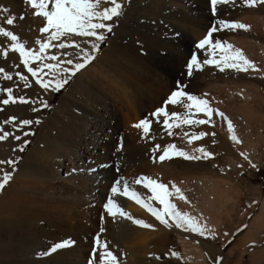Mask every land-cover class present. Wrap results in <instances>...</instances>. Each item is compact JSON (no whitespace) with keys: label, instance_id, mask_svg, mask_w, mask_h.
Returning a JSON list of instances; mask_svg holds the SVG:
<instances>
[{"label":"bare ground","instance_id":"bare-ground-1","mask_svg":"<svg viewBox=\"0 0 264 264\" xmlns=\"http://www.w3.org/2000/svg\"><path fill=\"white\" fill-rule=\"evenodd\" d=\"M121 2L123 4L124 0H121ZM227 5L237 11H239V8H249L243 7L245 4H243V6H241L242 4L238 5L237 2H230ZM0 6L9 9V13L0 12V16L6 17L9 14L12 16L15 15L17 24H19L20 27V32L17 34L20 41L30 39L28 36L30 37L29 34L33 29L35 33H37L38 39L43 40L47 37L48 34H42L39 32V28L44 26L46 20L43 16L35 15V13L39 11L38 8H33L31 5L27 4L25 0H0ZM107 6L110 5H102V7ZM49 7H51V5H49ZM128 11L129 4L123 13V18L114 28L113 37L108 40L109 46L103 52H92L91 44L94 42V38H85L88 42V45H86L85 48L94 56V59L90 61L92 63V65H90L91 67L80 69L75 75L71 76L73 79L70 86L61 95L59 100H57V104L51 108L50 114L40 124V128L31 150L24 157V163L14 172V174L12 173L11 181H18L19 191L21 193H28L30 195L29 198L25 199V196L24 199H22L23 197L21 199L17 198L18 195H14L8 189H4L5 191L3 190V193L0 195V243H2L1 245H3L6 250L5 256L0 260L1 264H83L87 250L90 247L88 241L86 243L83 242V236L85 239L89 240L91 236L95 235L100 238L102 243L107 242L109 250L117 256L116 264H125V252H130L132 246H135L137 243L141 244L144 239H138L137 231L140 225L133 223L132 220L119 214L115 217L107 214V211L104 209V203L110 196L109 187L113 186L114 182L120 177H123L125 181H128L131 184L132 189L143 194H141V197L146 202H153L155 203L153 207L161 208L159 207L160 204L158 201L148 200V197L152 195L150 190L149 193L145 192L140 188V185L133 183V181L138 177L150 175L153 179L160 182L159 174H155L153 170L155 169V166H157L156 162L164 163V161H154V159H152L153 157H143L140 159L141 162H135L140 164H137L138 167L136 169L133 166V171L131 172L130 168L134 164L132 160L131 162L133 164H130L131 162L129 163L128 161L127 164L120 163V165H116V156L120 153L118 152L119 150H116L117 148L119 149L117 144L119 145L120 140L123 139L125 140L123 143L125 145V143L134 142L144 138L145 140H157L165 147L169 144L175 143L178 136L186 137L184 136V133L186 132L189 133V135L193 133L198 134L200 132L207 133L206 125L200 124L198 125V128H195L196 126L193 128L190 125H181L180 127L174 126L171 129H168L163 124V120L165 119L163 115L157 118L151 116L150 112L146 113V111L150 109L152 110V108L157 109L156 106L158 107V104L162 103V98L167 100V97L171 94L168 89L171 88H169L170 86L168 85V80L165 79L166 77L163 78V75H158L160 77L156 79L154 77L157 73H151L150 70L146 69L144 70L141 63L142 54L140 55L132 52L131 50L134 48L131 50L129 49V29L126 27L128 23L127 17L129 16ZM240 11L239 13L241 14ZM253 12L255 15H252ZM253 12L249 14L250 16H253L251 18L248 16L250 18L249 20L246 16L247 20L255 25V28L259 26L263 29L264 8L259 6L258 8H255ZM22 14L24 15L23 20L19 19ZM237 15L238 14H234V17ZM133 21L137 22L136 19ZM237 22L245 23L243 18H241V20L239 19ZM104 23L110 24L109 21H104ZM2 26L15 33L12 26L6 24ZM97 31L104 32L103 29ZM194 31L195 35L199 38L205 35L203 30L195 29ZM247 31L244 29H226L224 34L228 37L230 36V40L232 41L231 45H233V42H236V44L238 42L246 44V41L243 40L244 38L250 40L254 37L251 33H248L249 31ZM146 36H148V34ZM2 38L0 37V40ZM255 39L258 43V47L263 51L262 56L264 59V38L257 35L255 36ZM27 42L29 41L27 40ZM133 42H135V40ZM146 42H148V39ZM248 44L247 47L252 46H248ZM47 51L48 49L46 50L45 55L42 54L45 56L43 63L55 64L53 60L47 58ZM73 52L76 54L77 62H82L79 58L78 50L75 49ZM221 55L222 54L219 56ZM168 60L170 61L171 59ZM145 62L147 63V61ZM164 64L166 65V63ZM170 64L172 63L170 62ZM70 67L72 66L69 65L66 68ZM44 71L49 73L44 79H66L70 75L66 72L57 73L55 70L49 72L48 69H44ZM171 82L173 83V81ZM29 84L31 86L29 87L28 92L31 93V100L34 101V103H31V106L25 109V116H23L22 119H30L33 123L30 125L15 126L12 129H4L5 131H10L14 135H19L21 137L20 141L9 137L3 142H0L3 143L5 151L9 154V158L6 156L7 160H15V155L13 157L10 149L9 151L7 149L8 145L13 147L19 155L21 151L20 147L25 146L23 141L29 140L31 131L36 125L35 121H37L39 117V108H42L43 103H46L47 107L50 105L49 103L52 99V94L55 91L54 87L48 89L40 87L36 83V78L33 80L31 79ZM128 90L132 91V93H129L133 94V96L136 97L137 95V98L131 96L134 100L132 102H128V99L126 100V98L122 97V94L126 95V91ZM246 96L249 98L252 95L248 93ZM24 105H22V107ZM178 105L179 106L176 110L169 109L167 112L169 114L177 112L183 118L188 114V110L181 104ZM32 108H36L37 111H32ZM21 112L23 111L21 110ZM21 112L19 110L20 115L22 114ZM203 115L200 116L201 119ZM145 118L151 120L148 133H144L143 128H132V125L134 126L141 119ZM192 118L194 119V115ZM18 119L19 118H17V120ZM168 119L169 123L173 122L170 115ZM114 120L116 122L115 125L113 123ZM14 125L15 124H13V126ZM129 129L133 130V132L130 131V134H127L126 131L128 130L129 132ZM169 131H171L173 135H168ZM24 132H30V134L24 136ZM183 139H185V142L188 141L187 138ZM140 142L142 143V141ZM185 144L186 143H184V145ZM187 144L190 145V143ZM203 144L204 143L197 144L196 148L203 147L207 151V148H205V145ZM120 149L122 150V148ZM187 149L190 150L191 148L188 147ZM119 155L121 156V154ZM200 156H203V154L200 153ZM132 157L134 158L133 155ZM122 158L124 159V157ZM137 160L138 159L135 158V161ZM121 161L122 160L119 162ZM4 165L5 166L3 167L6 169V171H4L8 172L11 166L7 164ZM0 178H2V175ZM13 187L14 186H12L11 189ZM120 187L121 189L123 188V182H121ZM171 187L169 191L174 194L168 199L172 203L176 193ZM6 190L9 192L7 193ZM4 192L8 195L6 196ZM9 195L11 196L9 197ZM23 195L25 194L23 193ZM118 196L117 204H119L126 213L132 216L133 219H142L144 218L143 215L146 214L147 216V214H151L134 199L121 194ZM113 211H116V209ZM12 214H15L16 216L14 215L15 217L13 218L10 217ZM167 218H169L168 224L164 225H166L165 231L168 241L173 245H180L182 248L180 251L182 252L183 259L189 258V252L194 250L192 247L191 250L189 248L190 244L193 243L194 238L188 233L187 225L181 221L184 224V229L180 230V232V228L178 229V227H176L174 219L168 216ZM101 229H103L102 232ZM65 239H71L75 241V244L68 248L57 250L55 253L49 251L54 243L63 242ZM145 241H147V238ZM145 244L142 243L143 246ZM197 246L198 245L195 246V249ZM132 252H134V250ZM160 257L162 258V260L160 259L161 261H166L165 255ZM192 258L190 257V259ZM151 263L153 262L151 261Z\"/></svg>","mask_w":264,"mask_h":264},{"label":"rangeland","instance_id":"rangeland-1","mask_svg":"<svg viewBox=\"0 0 264 264\" xmlns=\"http://www.w3.org/2000/svg\"><path fill=\"white\" fill-rule=\"evenodd\" d=\"M234 2H237L238 5L242 4L241 6H243L244 4L242 0H234ZM128 4L129 16L127 17L128 23L126 27L129 29V49L131 50L134 48L133 50H131L132 52L138 53L140 55L142 54L141 63L144 70L146 69L150 70L151 73H157V75L154 77L156 79L160 77L158 75H163V78L166 77L165 79L168 80V85L170 86L169 88H171L168 89L169 93L177 90V82L179 81L181 85L185 86V88L183 89L184 91H186L187 93L190 92L189 94H193L200 98L206 99L209 102V106L213 109H218L219 111L223 112L225 114V117H227V120L216 115V113L213 112L211 122L209 124H204L207 127L208 135H205L199 140H193L190 145L187 144L189 143L188 141L185 142V139H183H188V137L183 136H178L177 140H175V143H173L177 148L183 149L184 151L188 147L191 148L190 150H187L188 154L192 156H200L199 152H195V148L197 144L199 145V143H204L203 145H205L207 151L213 154L211 157L205 159L203 158V156H201L202 158L198 160H186L183 157L174 155L172 150H169L171 151L170 155H172V158L164 160V163L156 162V170L153 168V172L155 174H159L158 176L160 177L161 183L166 184L169 189L174 184L177 188L180 189V193H182L185 197V199H181L180 194L176 193V195L174 196V200L172 201V204L175 205L174 211H179L182 214L186 213L190 217H193L194 224H199L205 230V235L201 236L199 235V233L193 232L189 228H187L188 233L194 238L193 243H191L189 247L190 250L192 248L194 250H191L189 252V258L183 259L181 254L182 252L180 251L182 248L180 247V245H173L172 243H170V241H168V237L165 231L166 225L160 223V221H158L152 214H147V216L145 214L143 215L144 218H142L143 221H145L147 224L152 225V227L146 228L139 226L137 235L138 239H144L142 243L146 244L143 246L142 243H137L135 244V246H132L130 251L131 253L129 251L125 252L124 263L264 264V59L262 56L263 51L260 47H258V43L255 39V36L257 35H260L264 38V28L262 29V27L259 26L255 28V25L248 21L251 17H253L252 15L254 14L253 11L255 8H258L259 6L264 8V6L259 4L254 7L244 5L243 7L249 8H239V11L241 10L240 14L239 11L229 7L227 4H221L217 6V15L213 16L211 12L210 0H124V3L122 4V15H120L119 17H113L112 20L109 21L112 25L111 32H108L106 30H104L103 32L105 36L104 41H95L94 37L69 35L66 38L67 42L72 43L74 41L75 43L80 44L81 47L85 48L86 45H88L86 39L94 38V42L99 43V49L97 52H103L109 46L108 40L113 37L114 28L123 18V13ZM251 12L253 13L250 16L249 14H251ZM234 14L238 15L234 17ZM13 16L15 17V15ZM246 16H250V18L248 17L247 20ZM141 17L143 18V21ZM240 17L244 19L245 23L243 24L248 26L247 29L244 30H248L249 32H247L251 33L254 36L253 38L249 39L253 42L255 39V42L253 44V42L248 40L247 38L243 39L244 41H246V44L242 41L241 42L243 44L238 41L237 42L240 44H236V42H233V50L231 51L234 52V49L239 48L242 54L247 59L251 60L256 68H249L247 72L232 68H225L224 71H220L219 68L214 64H203L202 62L205 58H213V53L209 48H207L208 46H206L205 49H198L196 45L201 39L204 38L205 35H207L215 20L224 19L229 21H238L239 19L241 20ZM134 19H136L137 22H134ZM19 28V24H17V21L15 19V24L12 26V29L16 34H19ZM195 29L203 30L205 32V35L200 38L197 37L195 35ZM225 30L226 29L213 33L211 37L213 42H215L216 40H220L222 42L226 41L228 44H232L230 36L228 37L224 34ZM218 33L222 35H219ZM147 34L148 36H146ZM29 35L30 37L28 36V38L30 39H25L24 41L20 42L25 43L26 47H30L31 49L38 51L39 47L35 44V40L38 39L37 33H35L33 29V31L30 32ZM147 39L148 42H146ZM27 40L29 42H27ZM134 40L135 42H133ZM149 41L151 44L149 43ZM60 42H65V38H61L60 41H52L53 44ZM10 43L11 41H9L7 38H2L0 40V44L4 45L5 48L8 47ZM247 44L248 46H252L247 47ZM75 49L76 48L74 47H67L64 49L50 48L48 49L47 54L48 56L55 55L57 59L53 60L54 63H60V68L63 69L69 65L66 63H62L61 61L72 59L74 63L77 62L76 54H74L73 52V50ZM3 50L4 48H0V52H3ZM64 53H67V55H64ZM192 54L197 55L198 60L201 62V67L199 70L194 69L193 74L189 76L187 74V62L191 58ZM220 54L223 55L224 52L221 51L220 53V50H217V52L215 53V57L219 59ZM168 59L171 60L169 61ZM145 61H147V63ZM170 62L172 64H170ZM38 63L39 62L33 61L31 62L30 66L36 67ZM164 63H166V65ZM13 65H16V67H13ZM90 65H92L91 62H89L84 68L91 67ZM0 66L5 67L6 71H9L13 74V80L7 81L3 79V74L0 73V88L13 87L14 95H23L26 98L29 97V99H31L32 95L30 92H28L29 87H23L24 82L15 77V72L20 71L23 75L28 76V83L31 79H35L31 76L30 73L27 72L26 69H24L23 64L20 62L19 53H12L9 51V55L7 57L0 55ZM221 67H223V65H221ZM160 71L162 72V74ZM66 79L68 80V82L64 84L63 87H61L59 90L54 89L55 91L52 94V99L49 103L50 105H48V107L42 106V108L40 107L41 109L39 108V123H36V125L32 129L28 143L23 147V151H20L18 155L16 150L8 145V151L10 149V152H12L11 154H13L12 156L14 157L15 155V171H17V169L20 168V166L24 163V157L31 150L35 137L37 136L38 130L40 128V124L50 114L51 108L57 104V100H59L61 95L70 86L73 77H68ZM171 81H173V83ZM129 92L132 93L131 90H128L126 91V95L122 94V97L126 98V100L128 99V102H132L134 101L133 97L135 96H133V94H130ZM248 93L252 95L249 98L246 96ZM0 96L6 98L7 94L0 93ZM135 98H137V95ZM161 101L162 103H159L160 106L158 104V107L156 106V108L164 107L166 111H168L169 109L176 110L179 106L178 104L165 105L164 102L166 101V99L164 98H162ZM20 105L21 103L19 102L15 104L10 103L8 105L0 104V127H2L3 129H12L13 127H15L16 122L13 123L15 124L13 126V124L5 125L2 123V121L14 115L16 116V118H19L18 120L22 119L23 116H25V109L29 108L31 106V103L25 104L26 106L22 104L24 105L23 107L22 105ZM19 110L20 112L21 110L23 111L21 112V115L19 113ZM150 110L146 111V113H153L156 109L152 108V112ZM193 113L194 119H201L200 116L204 114L195 113V109L193 110ZM207 118L208 117L205 114L202 117V119ZM228 120L232 122V132H229L227 124ZM113 123L115 125V120L113 121ZM198 125L199 124H192L190 126L193 128L196 126L195 128H198ZM133 127L134 126L132 125V128ZM130 131L133 132V130L129 129V132L128 130L126 131L127 134H130ZM212 133H215V135H212ZM231 134H234L240 142L237 143L236 141L230 139ZM143 139L125 143V145L123 144L125 140H120L119 143L121 145L119 144V146L117 144V147H119V149H116L117 151L119 150L118 152H120L116 156V165H120V163L127 164L128 161L130 163L132 160V162L134 163H130L133 164L130 168L132 172L133 166L136 169L138 167L137 164H140L135 162H141L140 159H142L143 157H153L152 159H154V161H160L159 155L162 154L164 146L161 145V143L157 140L144 139L143 141ZM140 141H142V143ZM184 143L186 144L184 145ZM137 144L140 146H138ZM157 145L160 146V148L155 152L157 154L152 153L153 149H155ZM120 148H122L123 151ZM3 150L5 151L3 143H0V157H4L3 159L5 160L6 156L9 158V154H7L8 152L6 151L4 152ZM187 150L185 152H187ZM137 151H139L140 153ZM150 152L153 155H151ZM241 153H243V155H241ZM119 154H121V156ZM132 155L134 156V158L132 157ZM122 157H124V159ZM245 157H247V159H245ZM2 158H0V160H3ZM135 158L138 160L135 161ZM120 160L122 161L119 162ZM253 165H255V167H253ZM3 166L5 165H0V169L6 171ZM10 171H12V166L8 172ZM2 174L3 173L0 172V176ZM144 177L151 176L145 175ZM18 184V181L13 182L10 179L5 187L3 189H0V195L3 193L4 189H8L14 195H18L17 198L21 199L23 197L22 199H24L25 196V199H28L30 195L25 192H23L25 194L23 195V193L19 191ZM11 185L14 186L13 188L16 192L13 190V188L11 189ZM111 188L112 186L109 187V194L117 202V199L119 197L118 195H120V193L118 192L117 195L116 193H111ZM140 188L149 193V189L145 188L142 184L140 185ZM6 192L4 193L7 196V193L9 191L7 193ZM11 195H9V197ZM150 203L152 204V206L155 205V203L153 202ZM159 207L162 208L163 205H160ZM14 215L15 214H12L10 217L13 218L16 216ZM165 219L169 220L167 216H165ZM204 221L206 224L204 223ZM181 225L182 226L179 227L180 229L178 228L179 231L184 229V224L182 222ZM213 232L215 233L214 236L212 235ZM96 238L97 235L91 236V238L88 240L83 236V242L86 243L88 241L90 245L85 256L86 258L84 259L85 262L83 260V264H87L90 258H98V253L97 255L96 252L93 253ZM146 238L147 241H145ZM1 244L2 243H0V260L6 254L5 247ZM196 245H200L199 248L197 246V248L195 249ZM133 250L134 252H132ZM172 252L179 253V256H173ZM161 254L165 255L167 262L161 261ZM157 257H159V259H157ZM190 257L193 258L190 259ZM151 261L153 263H151Z\"/></svg>","mask_w":264,"mask_h":264},{"label":"snow or ice","instance_id":"snow-or-ice-1","mask_svg":"<svg viewBox=\"0 0 264 264\" xmlns=\"http://www.w3.org/2000/svg\"><path fill=\"white\" fill-rule=\"evenodd\" d=\"M25 2L31 5L33 8H38L39 11L35 13V15L43 16L46 20L44 26L39 28V32L42 34H48L47 37L43 40L36 39L35 44L39 46V50L35 51L31 48L26 47V44L20 42L19 37L10 29L5 28L4 24L8 26H13L15 24L16 17L11 14L5 16H0V37L7 38L11 43L8 47H4V45L0 44V48H4L3 52H0V55L7 57L9 55V51L12 53H19L20 62L23 64L24 69L27 70L28 73L31 74L32 77L36 78V83L44 88L48 89L50 87H54L56 90H59L63 87L64 84L68 82L67 79H44L45 76H48V72H45L44 69H48L49 72L55 70V72H66L69 73V78L72 75H75L77 71L83 69L91 60L94 59V56L89 52L86 48L81 47L80 44L67 42V37L69 35H76L82 37H94L95 41H104L105 36L103 32L97 31L100 29L111 32L112 25L104 23V21H110L113 17H119L122 15V2L121 0H25ZM230 2H234V0H210L211 12L213 16L217 15V6L221 4H228ZM242 2L249 6L254 7L256 5L264 6V0H242ZM108 4L110 6L102 7V5ZM51 5V7H49ZM0 12L9 13V9L7 7L0 6ZM19 19L23 20L24 15L22 14ZM247 25L237 22V21H229L224 19H217L213 23L212 27L209 29L207 35L204 36L203 39L199 41L196 45L198 49H205L206 46L212 51L213 58L208 59L205 58L203 60V64H214L216 65L220 71H224L225 68L238 69L240 71L247 72L249 68L255 69L256 66L253 62L247 59L241 52L239 48H236L234 52H232V45L228 44L226 41L222 42L220 40H216L213 42L211 39L213 33L217 31H222L224 29H247ZM178 35V34H177ZM61 38H65V42L55 43L52 41H60ZM67 47H74L78 50L79 58L82 62H75L72 59H68L66 61H61L62 63H66L71 65L70 68H60V63L52 64V63H43L45 56L42 55L46 52L47 49L50 48H60L64 49ZM99 49V43L93 42L91 44V51L95 52ZM217 50L224 52L223 55L217 59L215 57V53ZM67 55V53H64ZM49 60H56L57 57L55 55H51L47 57ZM39 62L36 67L30 66L31 62ZM223 65V67H221ZM16 67V65H13ZM201 67V62L198 60L196 54H192L191 58L187 62V74L191 76L193 74V70H199ZM0 73L3 74V79L7 81L13 80V74L9 71H6L5 67L0 66ZM15 77L20 81H23V87L28 88L31 85L28 83V76L23 75L20 71L15 72ZM185 86L181 85L180 82H177V90H174L169 95L168 99L165 101V105L168 104H181L184 108L188 110V114L185 117H181L179 113L172 112L168 113L164 107L157 108L155 112L150 115L153 117L159 118V116L163 115L165 119L163 120V124L166 128L171 129L172 127H180L181 125H192V124H209L211 122L213 112L216 115L225 117V114L218 109H213L209 106V102L206 99L200 98L196 95L189 94L184 91ZM0 93H6V98L0 96V104L8 105L10 103H21V104H29L34 103L29 98H26L23 95L16 96L14 95L13 87H2L0 88ZM43 103V102H42ZM44 107H47L46 103H43ZM192 109H195V113H204L208 118L207 119H193L192 116L194 113ZM32 111H37L36 108H32ZM169 115L171 116L173 122L169 123ZM16 122V126L19 125H30L33 123L30 119H20L17 122V118L15 116L6 118L2 121L3 124H13ZM39 123V121H35ZM151 120L148 118L141 119L137 124L134 125L136 128H143L144 133H148L150 130ZM229 132L233 131V125L230 120L227 121ZM30 132H24V136L29 135ZM168 135H173L171 131L168 132ZM186 137H188V142L191 143L193 140H199L207 133L200 132L198 134L184 133ZM215 135V133H212ZM12 137L17 141L21 140L19 135H14L10 131H5L2 127H0V141H4L7 138ZM230 139L239 143L240 141L233 134L230 136ZM24 144H27L28 141L24 140ZM160 148L159 145L153 149V152H156ZM20 150L23 151V146L20 147ZM172 150L174 155H178L183 157L186 160H198L201 159V156H192L185 152L183 149H179L175 144H169L164 147L163 152L159 155V160L164 161L166 159H171L172 155H170V151ZM195 151L203 154V158H209L213 154L206 151L203 147L196 148ZM243 155V153H241ZM247 159V157H245ZM15 163L16 161L13 159L8 160H0V165H10L12 166V171L5 172L3 169H0L2 172V178H0V189H3L5 185L12 178V173L15 172ZM255 167V165H253ZM123 182V188L121 189L120 184ZM133 183L137 185L143 184L145 188H148L152 195L148 197V200L158 201L160 205H163L162 208H154L151 203L146 202L141 194L134 189L131 188V184L128 181H125L123 177H120L117 181L114 182L111 193H120L121 195L128 196L129 198L134 199L138 204H141L142 207L146 208L160 223L168 224V220L165 219V216L171 217L174 219L176 223V227H181V221L184 222L187 227L193 231L199 233V235L204 236L205 230L202 226L194 224V218L190 217L186 213H180L179 211H174L175 205L170 202L168 199L174 193L169 191V188L166 184L160 183L151 177H138ZM175 193L180 194L181 199H185L182 193H180V189L177 188L174 184L172 185ZM104 209L107 211L109 216L115 217L117 214L124 216L133 221V223L140 225L142 227L150 228L152 225L147 224L142 219H133L128 213H126L117 202L109 196L107 201L104 204ZM116 209V211H113ZM103 229H101V232ZM214 236L215 233L213 232ZM75 244V241L71 239H65L63 242L54 243L53 246L49 249L51 253H55L57 250L68 248ZM93 252L98 253L97 258H90L87 264H116L117 256L113 254L112 251L109 250L107 242H101L100 238L97 237L95 240V247L93 248ZM173 256H179V253L172 252ZM159 259V257H157Z\"/></svg>","mask_w":264,"mask_h":264}]
</instances>
